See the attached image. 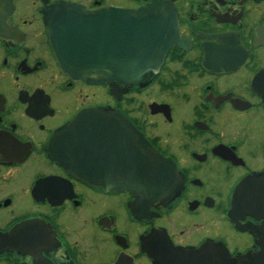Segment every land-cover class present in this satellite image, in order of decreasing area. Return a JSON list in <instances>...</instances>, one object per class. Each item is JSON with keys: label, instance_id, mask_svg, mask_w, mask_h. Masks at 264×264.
I'll use <instances>...</instances> for the list:
<instances>
[{"label": "flooded vegetation", "instance_id": "flooded-vegetation-1", "mask_svg": "<svg viewBox=\"0 0 264 264\" xmlns=\"http://www.w3.org/2000/svg\"><path fill=\"white\" fill-rule=\"evenodd\" d=\"M158 1L176 19L158 72L129 84L63 72L51 21L66 7L135 11ZM5 6L0 264H264V102L253 87L264 71V0ZM95 109L107 117H87ZM138 134L170 163V185L126 190L140 174ZM67 140L70 171L52 155L54 141L63 155Z\"/></svg>", "mask_w": 264, "mask_h": 264}, {"label": "water", "instance_id": "water-1", "mask_svg": "<svg viewBox=\"0 0 264 264\" xmlns=\"http://www.w3.org/2000/svg\"><path fill=\"white\" fill-rule=\"evenodd\" d=\"M13 2L4 0L5 7L11 10ZM104 14H109L108 24L102 21ZM51 24V39L61 68L76 79H99L109 75L110 79L132 83L147 72H158L169 49L176 44L174 13L167 4L160 1L135 11H88L70 5L61 11L60 17L52 19ZM253 87L264 102V71L254 79ZM87 117L104 119L107 116L95 109L88 112ZM119 119L124 120L121 117ZM72 125L66 127L67 132ZM126 126L129 129L126 133L133 131L130 123L126 122ZM137 137L135 148L141 151V158L137 159L136 167L140 174H136L137 179L124 182L126 190L149 192L155 187L162 189L170 185L173 177L169 175L171 166L168 160L153 149L143 136L138 134ZM56 149L57 141H54V159L62 168L70 171V140L62 146L65 155H59ZM89 182L99 187L103 185L101 180ZM248 183L241 186L239 194L246 190ZM158 198H162V195ZM260 198L263 199V195ZM3 248L0 246V252Z\"/></svg>", "mask_w": 264, "mask_h": 264}]
</instances>
